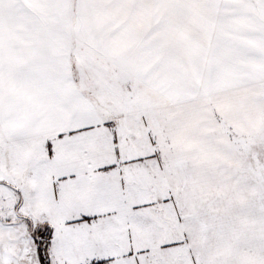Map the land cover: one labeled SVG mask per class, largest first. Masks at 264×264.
Returning <instances> with one entry per match:
<instances>
[{
	"label": "snow or ice",
	"instance_id": "snow-or-ice-1",
	"mask_svg": "<svg viewBox=\"0 0 264 264\" xmlns=\"http://www.w3.org/2000/svg\"><path fill=\"white\" fill-rule=\"evenodd\" d=\"M0 264H264V0H0Z\"/></svg>",
	"mask_w": 264,
	"mask_h": 264
}]
</instances>
